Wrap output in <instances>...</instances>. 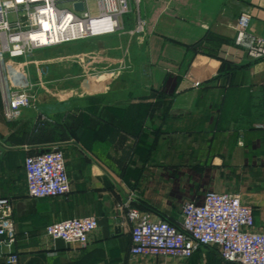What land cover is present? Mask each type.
Segmentation results:
<instances>
[{"label": "crops", "instance_id": "crops-1", "mask_svg": "<svg viewBox=\"0 0 264 264\" xmlns=\"http://www.w3.org/2000/svg\"><path fill=\"white\" fill-rule=\"evenodd\" d=\"M243 11L264 37V0H141L145 34L127 18L123 36L11 62L36 105L8 122L0 90V198L13 206L16 264H214L207 248L190 260L130 255L128 204L177 221L207 191L239 195L264 232V61L234 44ZM54 147L70 192L30 198L25 159ZM90 216L99 227L85 248L45 237L48 225Z\"/></svg>", "mask_w": 264, "mask_h": 264}, {"label": "built area", "instance_id": "built-area-1", "mask_svg": "<svg viewBox=\"0 0 264 264\" xmlns=\"http://www.w3.org/2000/svg\"><path fill=\"white\" fill-rule=\"evenodd\" d=\"M141 0H0V90L6 121L18 120L24 109H35L32 86L13 61L31 60L34 55L62 44L123 36L125 19L137 18L133 33L146 31L141 16ZM82 5V9L77 6ZM253 15L243 11L236 22L235 45L252 61L264 60V37L252 32ZM46 26V27H45ZM55 26L59 35L55 38ZM44 33L48 42H42ZM15 69V70H14ZM12 70L17 72L12 75ZM28 196L33 199L58 198L70 192L64 152L59 147L25 159ZM132 224L130 255L139 258L172 257L190 260L202 248L217 252L221 264H264V232L256 231L254 210L237 194L207 191L202 203L186 201L180 218L153 219V214L127 206ZM13 206L0 198V260L16 264L13 251L17 236ZM96 217H79L48 225L45 237L85 248L98 229ZM4 247L8 253L4 252Z\"/></svg>", "mask_w": 264, "mask_h": 264}, {"label": "rangeland", "instance_id": "rangeland-1", "mask_svg": "<svg viewBox=\"0 0 264 264\" xmlns=\"http://www.w3.org/2000/svg\"><path fill=\"white\" fill-rule=\"evenodd\" d=\"M128 18H134V22H135V27H136V21H137V18H136V16L134 15V14H132L130 17H128ZM148 26V25H147ZM135 27H134V29H135ZM134 29L132 30L133 32H134ZM147 32V27H146V31L145 32H143V33H135V34H145ZM235 40V39H234ZM234 44H235V42H234ZM252 61V60H251ZM261 61H264V60H261ZM253 62H256V61H253ZM152 187H155V186H146V188L149 190V189H151ZM160 187H162V188H164V189H172L174 186L173 185H164V186H160ZM182 187V190H188L187 192H188V194H187V196H196L197 194H199L200 193V190H201V188H203L204 186H194V189H190L189 190V187H193V186H190V185H185V186H181ZM158 188H159V186H158ZM160 190H161V188H159ZM206 190L203 188L202 190H201V193H204ZM150 213V212H149ZM179 212H176V213H173V214H170V215H172V216H176V217H178L179 216ZM154 220H156V219H154ZM215 253V254H214ZM211 252V253H207V255H208V257L210 256V258L212 259V263L214 262V264H218V260H217V258H219L218 257V255H217V252ZM215 262H217V263H215ZM207 264H211V260L210 261H208V263Z\"/></svg>", "mask_w": 264, "mask_h": 264}, {"label": "bare ground", "instance_id": "bare-ground-1", "mask_svg": "<svg viewBox=\"0 0 264 264\" xmlns=\"http://www.w3.org/2000/svg\"><path fill=\"white\" fill-rule=\"evenodd\" d=\"M45 27H46V26H45ZM66 34H67V33H62V34L59 35L58 28H57V26H55V34H54L55 38L60 39L61 36H62V37H66ZM42 42H48L47 34H46V33H44V35H43V37H42Z\"/></svg>", "mask_w": 264, "mask_h": 264}, {"label": "water", "instance_id": "water-1", "mask_svg": "<svg viewBox=\"0 0 264 264\" xmlns=\"http://www.w3.org/2000/svg\"><path fill=\"white\" fill-rule=\"evenodd\" d=\"M82 8H83L82 5L77 6V9H82ZM3 250L4 252L8 253V249L6 247H4Z\"/></svg>", "mask_w": 264, "mask_h": 264}, {"label": "trees", "instance_id": "trees-1", "mask_svg": "<svg viewBox=\"0 0 264 264\" xmlns=\"http://www.w3.org/2000/svg\"><path fill=\"white\" fill-rule=\"evenodd\" d=\"M164 219H168L171 223H173V220L170 217H167L166 215L162 216ZM213 251V250H212ZM215 252V251H214Z\"/></svg>", "mask_w": 264, "mask_h": 264}]
</instances>
